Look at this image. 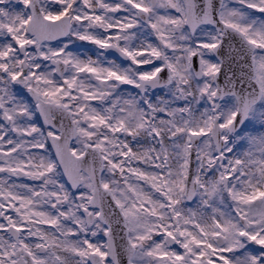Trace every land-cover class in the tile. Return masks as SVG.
Returning a JSON list of instances; mask_svg holds the SVG:
<instances>
[{
    "label": "snow or ice",
    "instance_id": "snow-or-ice-1",
    "mask_svg": "<svg viewBox=\"0 0 264 264\" xmlns=\"http://www.w3.org/2000/svg\"><path fill=\"white\" fill-rule=\"evenodd\" d=\"M0 264H264V0H0Z\"/></svg>",
    "mask_w": 264,
    "mask_h": 264
}]
</instances>
